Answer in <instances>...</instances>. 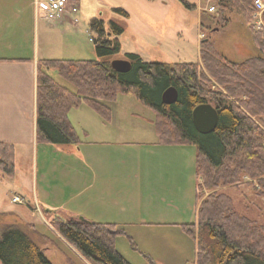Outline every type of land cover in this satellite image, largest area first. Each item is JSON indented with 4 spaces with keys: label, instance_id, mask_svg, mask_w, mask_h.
Listing matches in <instances>:
<instances>
[{
    "label": "trees",
    "instance_id": "obj_1",
    "mask_svg": "<svg viewBox=\"0 0 264 264\" xmlns=\"http://www.w3.org/2000/svg\"><path fill=\"white\" fill-rule=\"evenodd\" d=\"M253 1L216 0L218 13L210 19L226 24L227 13L232 11L250 19ZM117 10L128 16L124 9ZM251 20L246 21L251 25ZM201 26L205 27L203 21ZM89 29L95 34L92 41L100 57L121 51L124 21L110 20L108 28L103 18L96 17L89 22ZM252 39L261 55L242 61L229 59L210 37L202 39L197 61H146L139 53L128 52L131 67L126 72L114 69L107 59H39L36 140L79 144L81 139L68 115L71 109L87 104L110 119L109 103L116 101L119 93L135 92L156 112L153 121L159 143L197 147V220L183 224L190 235L195 232L188 228L198 225L197 264H264V220L240 213L228 193L217 191L250 178L256 179L253 188L264 196V128L259 120L264 117V28L255 30ZM51 70L58 71L75 90L55 78ZM214 80L225 91L212 88ZM170 86L177 88L178 96L166 103L163 93ZM203 103L218 111L216 128L208 133L198 131L193 122L194 108ZM15 156V145L0 140L3 175L16 174ZM206 191L210 193L205 197ZM50 224L90 264H132L115 247L116 224L81 217L54 219ZM0 261L56 264L30 235L13 226L0 235Z\"/></svg>",
    "mask_w": 264,
    "mask_h": 264
},
{
    "label": "rangeland",
    "instance_id": "obj_2",
    "mask_svg": "<svg viewBox=\"0 0 264 264\" xmlns=\"http://www.w3.org/2000/svg\"><path fill=\"white\" fill-rule=\"evenodd\" d=\"M185 1L195 6H187L183 0H81L78 13L75 16L64 14L55 22L65 23L56 25L42 17L36 20L33 14L28 18L26 10L24 16L28 20L30 31L28 37L24 38L25 46L31 55L39 54L41 59H107L112 62L114 59H126L128 52H137L146 61L170 63L197 61L200 58L202 39L210 37L216 47L233 61L261 55L252 36L255 30L264 27L255 26L253 16L250 18V25L246 21L250 19L245 18L242 13L232 11L227 13L228 22L223 24L210 19V15L218 13V9L214 12L208 11L210 5H217L216 0ZM2 2L3 0H0V35L10 30L7 24L15 23V15L10 10V13L4 12L7 8ZM9 4L12 5L11 2ZM9 4L8 9H13ZM118 8L124 9L128 16L121 14ZM96 17L103 18L108 28L110 20L124 21L125 30L120 35L122 49L119 53L104 57L98 55L91 39L95 34L89 29V22ZM202 21L205 23L203 29ZM51 71L55 78L75 90L74 85L62 78L58 71ZM213 83L212 88L225 91L224 86L215 80ZM109 104L116 110L113 124L116 137L122 135L121 137L127 138V144H104L96 149L99 157L105 152L110 157L114 154L116 160H127L114 167L110 166V172L115 174L116 203L113 204L109 199L102 205L114 216H127V225H116L118 233L115 247L132 264H197L198 225L188 228L194 231L195 235L188 234L183 228V224L197 220L199 179L196 175V145L159 143L153 121L156 112L145 105L133 91L119 93L117 100ZM259 120L264 128V117ZM83 121H89L95 135L102 136V133L95 129L93 122L86 118ZM144 139H154L159 145L174 148L166 151L167 154H161L151 144L140 143ZM187 148H192L190 154L186 151ZM20 152L16 163L17 174L8 177L0 171V235L13 226L41 244L43 237L40 234H43L62 252L60 261L53 256L56 264H70L69 259L78 264H90L57 235L43 216L45 214L51 222L54 219L66 221V215L58 212L46 214L42 206L40 208L37 205L34 210L27 206V201H12L14 195L22 196L21 194H28V201L35 200L32 181L26 182L30 176L29 168L33 170L36 165L33 151L26 148ZM168 154L171 162L166 161ZM160 164L164 168L162 171ZM126 166L125 183L121 175ZM101 167L107 169L105 164H101ZM108 182L109 179L106 183ZM124 184H127V212H123L126 211L122 210L125 205L121 204L118 198L124 195ZM254 184H257L256 179L248 178L236 185L220 187L217 191L228 193L240 213H245L253 219L264 220V196L255 191ZM24 186L26 188L23 189ZM209 193L206 191L205 197Z\"/></svg>",
    "mask_w": 264,
    "mask_h": 264
},
{
    "label": "crops",
    "instance_id": "obj_3",
    "mask_svg": "<svg viewBox=\"0 0 264 264\" xmlns=\"http://www.w3.org/2000/svg\"><path fill=\"white\" fill-rule=\"evenodd\" d=\"M10 2L12 5L9 4ZM1 4L7 8L4 12L10 13V10L15 15V23L14 25L7 24L10 30L4 31L0 35V140L15 145L16 163L19 154L21 155L20 150L27 148L33 151L36 165L33 170L29 168L30 176L26 182L32 181L33 199L35 200L32 202L29 199L28 201L30 196L21 194L26 198L27 206L35 210L38 205L40 208L43 207L46 214L58 212L66 215L67 218L81 217L103 224L127 225V216L122 218L114 216L106 207H102L106 200L110 199L114 204L117 198L114 192L115 174L113 171L110 172V166L114 167L127 160H116L113 157L114 154L110 157L105 152L99 157L96 150L98 146L104 144H127V138L121 137L122 135L116 137L115 134L113 124L115 123L116 110L111 106L112 116L110 119H105L89 105L82 104L79 108L69 111V119L81 139L79 144L59 145L37 142L36 82L37 64L41 58L39 54L31 55L25 46L24 38L28 37L30 26L24 14L27 10L28 18L31 17V14L35 15L36 20L41 17L37 13L36 0H3ZM8 4L13 6V9L11 7L8 9ZM51 22L53 25L65 23L64 21ZM50 72L52 73V71ZM84 118L93 122L96 126L95 129L101 132L102 136L95 135L90 127V122L85 123ZM141 142L151 144L161 154H167L166 151L174 148V146L159 145L154 139L151 141L144 139ZM186 151L190 154L192 148H187ZM166 161L171 162L170 154ZM162 162L164 165V160ZM30 164L32 168V162ZM101 164H105L107 169H103ZM160 166V170H164L162 164ZM121 177L126 183L127 166ZM108 179L109 182L106 183ZM110 185L112 189H110ZM24 188L26 187L24 186ZM123 194L118 198L120 203L125 205L122 210L126 211L123 212H127V184L123 186ZM43 216L47 224L53 228L45 214ZM56 233L66 244L71 246L57 231ZM40 236L43 237V242L38 244L49 257L53 261V256H56L58 261L62 260V252L59 248L54 247L46 235L40 234ZM80 259L83 261L81 257ZM69 260L70 264H78L73 259Z\"/></svg>",
    "mask_w": 264,
    "mask_h": 264
},
{
    "label": "built area",
    "instance_id": "obj_4",
    "mask_svg": "<svg viewBox=\"0 0 264 264\" xmlns=\"http://www.w3.org/2000/svg\"><path fill=\"white\" fill-rule=\"evenodd\" d=\"M81 0H36V9L39 17L50 21H56L64 14L75 16L80 10ZM255 26L264 27V0L253 1ZM218 9L217 5L209 6L208 11L214 12ZM75 19H77L75 17ZM78 20V19H77ZM13 202L24 203L26 198L20 195H14Z\"/></svg>",
    "mask_w": 264,
    "mask_h": 264
},
{
    "label": "water",
    "instance_id": "obj_5",
    "mask_svg": "<svg viewBox=\"0 0 264 264\" xmlns=\"http://www.w3.org/2000/svg\"><path fill=\"white\" fill-rule=\"evenodd\" d=\"M114 69L126 72L131 64L127 59H114L111 62ZM178 90L175 86H170L163 93V100L166 103H172L177 99ZM193 122L198 131L208 133L216 128L218 122V111L210 103H203L194 108Z\"/></svg>",
    "mask_w": 264,
    "mask_h": 264
}]
</instances>
